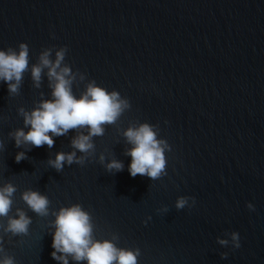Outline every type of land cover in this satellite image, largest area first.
Here are the masks:
<instances>
[{"label": "water", "instance_id": "obj_1", "mask_svg": "<svg viewBox=\"0 0 264 264\" xmlns=\"http://www.w3.org/2000/svg\"><path fill=\"white\" fill-rule=\"evenodd\" d=\"M20 42L29 71L19 94L0 81V184L17 188L10 215L19 207L32 218L27 235L0 233L16 264H60L51 256L55 217L28 208L21 193L29 188L47 195L50 209L79 203L95 238L118 233V247L140 249L138 264H264V0H0V49ZM63 46L64 63L86 75L73 84L77 98L95 80L131 107L93 138L84 165L58 172L47 160L72 150L75 130L53 136L51 149L17 148L8 133L24 127L19 107L51 98L46 75L34 88L30 69L43 49L54 59ZM142 122L158 125L171 147L157 180L128 170L131 146L120 132ZM20 151L28 158L17 163ZM101 152L123 170L109 173ZM180 196L195 204L178 210ZM233 231L239 248L218 243Z\"/></svg>", "mask_w": 264, "mask_h": 264}, {"label": "clouds", "instance_id": "obj_2", "mask_svg": "<svg viewBox=\"0 0 264 264\" xmlns=\"http://www.w3.org/2000/svg\"><path fill=\"white\" fill-rule=\"evenodd\" d=\"M53 48L43 49L38 61L31 65L30 75L34 88H41L42 78L46 75L48 87L51 89L50 99H41L31 110L23 106L18 108V114L23 117L24 127L10 131L8 135L15 141V146L48 148L54 146L53 136H64L70 130L76 135L71 138V151H58L54 158L49 157L48 165L61 172L65 165H84L95 155L96 145L94 137L103 136L106 125H115L120 117L131 105L127 98L122 97L117 90L108 91L98 85L95 80H88L84 91L77 98L73 93V84L86 80L85 73L72 71L64 63L67 46L55 49V58H52ZM46 70V72H45ZM29 71V46L20 42L18 50L9 47L0 49V81L7 83L9 95L19 94L24 73ZM40 95L43 97L44 93ZM30 126V127H29ZM28 128V131L24 129ZM118 131H120L118 129ZM158 125L148 122L130 124L120 132L131 147H126L124 154L131 156L129 173L131 176H147L151 180L160 179L167 174V159L165 152L171 147L167 140L158 137ZM51 133V135H50ZM4 146L0 140V148ZM29 148L28 150H30ZM77 152L81 155H77ZM25 151L17 152L15 160L19 163L27 159ZM99 162L109 173L123 170L122 161L112 158L106 161L105 152L99 154ZM16 185L9 182L0 184V218H6V224L0 221V233L13 236L27 235L32 218L25 210L17 207L15 215H10L13 208V197ZM21 199L28 208L40 217L50 214L55 217L50 223L54 227L51 256L60 264H69V259L77 262L86 261V264H138L139 248L118 247L116 241L120 239L118 233H112L111 239H96L94 223L90 212L79 203L70 206H61L59 210L50 209V200L47 195L31 188L21 193ZM191 201V203H190ZM195 204L194 197L180 196L175 207L183 209ZM247 207L254 210V205ZM160 211L167 212V206ZM151 219V217H149ZM229 239L218 237V243L233 248L240 247V237L235 231L226 233ZM228 253H221L226 258ZM0 264H16L15 258L7 254L3 246V235L0 234Z\"/></svg>", "mask_w": 264, "mask_h": 264}]
</instances>
